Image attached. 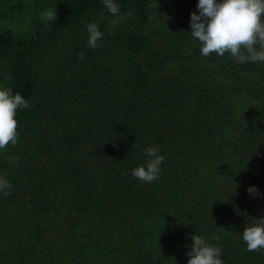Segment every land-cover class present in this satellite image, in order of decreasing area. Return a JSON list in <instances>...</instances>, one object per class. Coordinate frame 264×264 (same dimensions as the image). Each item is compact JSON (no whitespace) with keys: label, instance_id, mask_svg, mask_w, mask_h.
Wrapping results in <instances>:
<instances>
[{"label":"trees","instance_id":"1","mask_svg":"<svg viewBox=\"0 0 264 264\" xmlns=\"http://www.w3.org/2000/svg\"><path fill=\"white\" fill-rule=\"evenodd\" d=\"M114 2L123 19L103 0H55L57 20L0 26V79L30 105L0 149L12 185L0 264H32L31 251L38 264H187L193 235L222 247L223 264H264L242 238L264 217V63L203 56L199 0ZM155 5L176 19L152 26ZM150 146L164 160L145 183L131 171Z\"/></svg>","mask_w":264,"mask_h":264},{"label":"clouds","instance_id":"2","mask_svg":"<svg viewBox=\"0 0 264 264\" xmlns=\"http://www.w3.org/2000/svg\"><path fill=\"white\" fill-rule=\"evenodd\" d=\"M104 7L113 15L120 11L114 0H103ZM199 15L191 13V35L202 47L201 53L208 57L215 52L223 56L228 52L239 63H264V0H199ZM45 23L57 20L56 8L49 7L41 17ZM88 47H100L104 33L99 30L96 22L89 23ZM259 45V47H257ZM78 59H84V53H78ZM9 81L12 80L8 76ZM30 105L20 94L10 87H0V149H6L10 143L15 145L17 133V109L28 108ZM146 163L131 171V175L142 182L150 183L159 178L160 166L164 160L159 155V146L146 148ZM122 175H128L125 171ZM11 183L0 178V192L10 195ZM249 193L259 195L256 187H249ZM242 238L246 242L247 251L254 252L264 249V217L245 227ZM194 243L188 253L187 264H223L220 259L222 247L213 246L199 235H193ZM219 241V237L215 236Z\"/></svg>","mask_w":264,"mask_h":264},{"label":"rangeland","instance_id":"3","mask_svg":"<svg viewBox=\"0 0 264 264\" xmlns=\"http://www.w3.org/2000/svg\"><path fill=\"white\" fill-rule=\"evenodd\" d=\"M55 0H0V26L11 28L19 34L29 31L36 22L44 21L41 17ZM127 14H116L113 18L120 20ZM152 26H165V22L172 23L175 11L164 5H155L150 12ZM3 75V74H2ZM4 76V75H3ZM0 79V87H5L4 77ZM32 264H38V251H31Z\"/></svg>","mask_w":264,"mask_h":264}]
</instances>
